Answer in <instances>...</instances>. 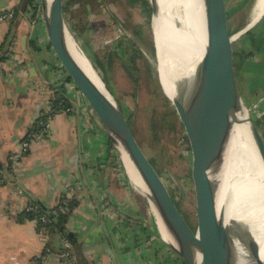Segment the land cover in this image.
I'll return each instance as SVG.
<instances>
[{
    "label": "crops",
    "instance_id": "0c3cea01",
    "mask_svg": "<svg viewBox=\"0 0 264 264\" xmlns=\"http://www.w3.org/2000/svg\"><path fill=\"white\" fill-rule=\"evenodd\" d=\"M19 4L0 0V11ZM17 19L0 59V264H184L161 237L149 203L68 80L42 21L32 23L28 14ZM15 21L0 23V53ZM251 37L253 42L241 36L238 63L247 106L264 124V15ZM62 84L70 107L53 116L49 137L32 142L17 169H9V154L51 111L54 87ZM63 192L78 200L66 224L74 237L71 258L61 255L60 233L39 232L35 219L19 218L31 199L51 207Z\"/></svg>",
    "mask_w": 264,
    "mask_h": 264
},
{
    "label": "water",
    "instance_id": "95a60500",
    "mask_svg": "<svg viewBox=\"0 0 264 264\" xmlns=\"http://www.w3.org/2000/svg\"><path fill=\"white\" fill-rule=\"evenodd\" d=\"M227 1L202 0L206 49L211 56V59L205 65L204 77L212 95L216 125L215 137L212 143L207 145L198 136L188 105L183 100L172 103L159 78L162 91L173 104L188 142L190 180L194 198L193 214L190 221H188L167 184L150 162L147 154L142 150L123 112L112 99L107 88L104 87L106 92L99 89L74 59L69 46L71 44L69 39L72 38V34L63 15L64 0H40L42 24L50 48L60 62V66L65 71L68 80L74 85L78 94L85 100L90 111L100 123L128 178L146 198L154 216L153 207L159 211L161 216L171 221L172 227L178 235V246L167 242L158 229L159 233L169 247L186 264H221V258L237 228L238 218L225 219L224 204L217 210V196L222 182L221 174L226 151L230 147L229 142L233 125L236 123L247 124L248 127L245 131L247 140L251 138L253 141L258 142L264 153V138L255 126L239 91L235 56L237 39L249 31L263 17L264 12L235 32L230 24L231 15ZM149 2L151 5L150 25L157 60L153 31L154 18L157 16V12L154 0H149ZM258 2L259 0H256L255 6ZM19 22L20 20L16 19L13 24L1 52L3 55L7 54L9 50ZM196 76V84L201 79L204 81L202 72L198 71ZM98 77L104 86L99 75ZM199 91L200 88L197 89V92ZM199 111L200 107L195 106L194 113L198 114ZM238 115H244L245 119L238 122ZM128 165H133L142 180L143 186L136 185L131 179ZM227 200L229 202L230 197H227ZM258 248V242H255L248 257L249 264L256 258Z\"/></svg>",
    "mask_w": 264,
    "mask_h": 264
},
{
    "label": "bare ground",
    "instance_id": "6f19581e",
    "mask_svg": "<svg viewBox=\"0 0 264 264\" xmlns=\"http://www.w3.org/2000/svg\"><path fill=\"white\" fill-rule=\"evenodd\" d=\"M154 2L157 12L154 18V41L157 69L163 89L172 103L183 100L188 105L194 128L208 145L215 137L216 125L212 95L204 77L205 65L211 56L206 49L203 2L202 0H154ZM263 12L264 0H259L254 8L253 18H258ZM69 40L74 59L95 85L106 92L86 55L72 38ZM192 70L196 74L198 71L202 72L204 81L201 79L194 85L192 77H182L186 75L185 72L191 74ZM174 73L176 79L172 80L171 76ZM189 80H193L191 85ZM195 106L200 107L198 114L194 113ZM244 119V115L237 116L238 122ZM247 127L245 123L233 125L230 147L226 151L221 174L217 210L224 204L225 219H239L231 242L221 258V264H249L248 257L255 242H258L259 248L256 258L250 264H264V153L258 142L251 138L247 140L245 136ZM128 169L136 185L143 186L133 165H128ZM227 197H230L229 202ZM153 211L164 239L178 246V235L171 221L161 216L154 207Z\"/></svg>",
    "mask_w": 264,
    "mask_h": 264
},
{
    "label": "rangeland",
    "instance_id": "374dc122",
    "mask_svg": "<svg viewBox=\"0 0 264 264\" xmlns=\"http://www.w3.org/2000/svg\"><path fill=\"white\" fill-rule=\"evenodd\" d=\"M241 1H227L228 9L231 10L230 24L233 30L246 25L254 17L256 0H250L248 3L236 8V4L241 3ZM87 10L88 13L83 16V21L81 25L77 26L76 33L70 31L72 38L86 55L97 74L108 77L109 85L113 90V94L109 93L115 103L127 106L134 114L131 127L136 140L147 156L154 159L156 167L169 190L172 189L175 193V199L178 200L180 210L190 221L194 209L193 188L190 180V153L180 147L176 135L169 132L165 126H162L163 129L160 128L163 131L162 134L159 133L161 136L160 141L153 140V131L150 130L149 125L152 108L157 105L158 111L165 112L168 110L163 107L162 101L156 100L155 104L151 102L154 83L149 80L144 63L140 65L139 84L136 90L126 73L120 69L117 60L109 64V50L114 40L121 35L136 40L146 57L151 59L149 38L151 35L153 40V33L149 19L141 13L140 5L133 4L132 0H91ZM138 24L143 25V34L140 37L134 32V26ZM91 57L100 69L95 67ZM237 58L239 59V56ZM154 69L159 81L156 57ZM185 74L182 77H192L195 85L197 82L196 72L192 70L191 74H188V72H185ZM171 79H176L175 73L171 76ZM242 79L243 77L239 81V89L243 102L248 109L249 107L246 105L247 97L243 89L244 80ZM192 83L193 80H189V85ZM82 101L90 110L83 98ZM249 114L251 116L250 112ZM161 116L158 119L159 125L164 123ZM259 131L262 134L260 129Z\"/></svg>",
    "mask_w": 264,
    "mask_h": 264
},
{
    "label": "trees",
    "instance_id": "16d2710c",
    "mask_svg": "<svg viewBox=\"0 0 264 264\" xmlns=\"http://www.w3.org/2000/svg\"><path fill=\"white\" fill-rule=\"evenodd\" d=\"M249 1L250 0H242L241 3L236 4V8L240 7L242 4L248 3ZM132 3L140 5L141 13L144 15V17L149 19L150 22L151 5L149 0H132ZM90 4H91V0H64L63 15L68 25L69 31H71L72 33H76L77 26L81 25L83 21V16H85V14L88 13L87 9L90 6ZM14 10L16 13L15 20L18 18V16L22 14H28L30 15V20H36L37 22L40 16V0H20V4L17 5ZM230 15H231V10H230ZM244 26H241L234 31L236 32L241 28H243ZM142 29H143V25L138 24L134 26L135 34L139 37L142 36L143 34ZM243 35L250 37L251 41L253 42L254 39L253 37H251V29ZM149 39H150L151 59L146 57V55L144 54V52L142 51L140 45L136 40L129 38L128 36L125 35L119 36L117 39L114 40L109 50L108 53L110 55L109 64L117 60V62H119L120 69H122L126 73L130 82L134 85V89L136 90L139 84L140 65L141 63H144L148 78L149 80H152V82L154 83V89L151 94L152 96L151 102L155 104L156 100L162 101L163 107H165V109L168 110L165 112L158 111L157 105H155V107L152 108V113L150 114V118H149L150 120L149 125H150V130L153 131V137H152L153 140L160 141L161 136L159 133L162 134L163 132L160 130V128L163 129L162 126H165V128H167L169 132L176 135L180 147H182V149L184 150L189 151L187 138L185 136L183 126L178 119L176 110L174 106L171 104V101L163 93L160 83L158 81L154 69L155 49L151 35ZM240 39L241 36L236 41V49H235L236 75H237L238 87H239V81L241 80L240 64L237 63L238 61L237 57L242 55V52H240L237 49ZM5 57L6 54L3 55L2 53H0V59H4ZM91 59L93 60V64L95 65V67H98L100 69L96 61H94L92 57ZM99 76L101 77V79H103V82L107 90L113 94V90L108 82V77H106L103 74H100ZM54 90H55L54 96L50 100L51 111L49 112V114L51 115H55L59 111L70 107L68 98L65 95L66 93L65 86L63 84L59 85L57 87H54ZM118 106L123 112V115L125 116L127 123L134 135L133 129L131 127L134 114L131 112V110H129L127 106H124L121 103H118ZM248 109L249 112L251 113V117L253 119L255 126L261 130L264 138L263 116L258 118L254 115L253 111L250 108ZM160 116H161V120L164 122L162 125H159V121H158ZM45 118H46V114L41 115L35 121L33 126L27 131L26 136L29 135L30 133L38 132L41 129V126L39 125V121ZM149 160L153 164L155 169L158 171L154 159L149 157ZM170 192L173 195V197H175V193L172 191V189L170 190ZM31 203H32V208L29 210L26 209L23 210L19 214V218L35 219L37 230L43 233L58 232L62 235L63 239H66L69 242L74 238L73 234L68 232L66 228V224L70 213L78 203V200L76 198H74L73 196H68L66 192H63L60 195L57 203H55L51 207H46L42 205L40 202H36L32 199H31ZM184 264L186 263L184 262Z\"/></svg>",
    "mask_w": 264,
    "mask_h": 264
},
{
    "label": "built area",
    "instance_id": "2783aa9c",
    "mask_svg": "<svg viewBox=\"0 0 264 264\" xmlns=\"http://www.w3.org/2000/svg\"><path fill=\"white\" fill-rule=\"evenodd\" d=\"M16 18V13L14 9H6L0 11V23L2 22H12ZM40 21H42L41 13L38 18ZM32 23H36V20H31ZM1 50V46H0ZM54 115L49 114V112L46 113V118L41 119L39 121V125L41 126V129L38 132L30 133L29 135H25L23 139L20 141L19 149L18 151H13L8 156V168L11 170H16L18 167V164L20 161L27 155L28 151L30 150V145L32 142L49 137L50 134V125L51 120ZM4 178L0 176V182H3ZM32 208V203L29 201L24 210H29ZM41 232V231H39ZM63 252L61 253L62 257L71 258V252H70V242L66 239H63Z\"/></svg>",
    "mask_w": 264,
    "mask_h": 264
}]
</instances>
